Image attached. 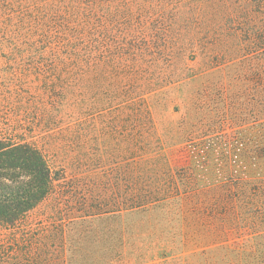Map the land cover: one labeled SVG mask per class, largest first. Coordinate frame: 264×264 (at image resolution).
<instances>
[{"label":"trees","instance_id":"trees-1","mask_svg":"<svg viewBox=\"0 0 264 264\" xmlns=\"http://www.w3.org/2000/svg\"><path fill=\"white\" fill-rule=\"evenodd\" d=\"M170 1V9L174 13L179 11L180 8L175 11V0ZM232 3L234 6L227 7L230 14L213 15L216 19L210 27L213 35L219 31L229 32L230 35L239 33L244 36V40H248L250 47H257L253 59L256 71L252 70L255 79L251 93L243 99L241 121L244 123L232 137V147L228 152L229 158L238 159L244 170L249 168L253 172L239 175L232 184L234 191L226 194L225 200H218L219 205L225 206L224 213L220 214L226 218L224 224L211 223L210 232L217 237L213 245L207 247L208 250L171 260H168L166 250H163L159 254L160 259H163L161 264H264V27L259 18L260 3L257 0H232ZM35 8L37 16L34 29L31 37L23 42L28 48L24 56L28 60L24 72H20L30 80L19 82L16 96L19 104L23 102V107L26 101H30L37 111L36 117L31 115V133L78 124L84 112L91 114L89 116H110L111 111L120 109V106L130 101L133 105H140L141 97L145 94L160 96L156 93L164 89L161 82L163 72L160 73L162 62H159L164 51L152 40H161L162 37H148L142 29L137 28L138 25L132 22L131 17L134 14L146 16L151 13L156 16L154 20L157 23L161 18L158 11L165 7L153 6L150 0H123L117 7L110 6V0H45ZM149 25L153 29V23ZM164 34L166 36V32ZM244 40L235 43L237 37H234L226 43L218 42L213 47L222 48L225 44L237 52L242 45L246 47ZM162 42L165 43L163 39ZM212 48L209 46L208 49ZM146 58L150 59L149 67L140 72L138 68L132 70L135 63H148ZM111 71L114 72L113 76ZM100 72L102 81L99 96L102 97L97 99L99 96L95 90ZM126 81H134L133 86L129 85L131 98L121 97ZM6 90L8 95H0V103L12 102L15 98L12 88L3 87L0 93L4 94ZM84 91L88 95L89 105L83 102ZM6 107L11 114L12 107ZM152 109L154 107L135 109L129 113L130 118L125 120L132 127L127 134H132L130 137L133 144L129 152L132 158L144 155L142 151H148L151 153L147 154L151 155L149 162L156 163L160 157L156 155V147L163 149L174 144L191 143L208 137L212 132L209 129L210 123H204L198 131L193 114L190 113L183 119L170 116L164 123L160 121L158 126L162 130L159 131ZM131 114L135 119L131 120ZM249 118L254 119L253 126H249ZM138 123L141 127L137 126ZM25 124L30 127L27 121L16 126L18 129L9 124L0 126V228L14 232L11 235L20 236L10 237L9 241L17 243L16 248L10 243L7 246L10 251L5 252L9 263L0 260V264H117L115 259L120 258L125 245L121 230H118L123 227L121 215L125 212H143L150 206L163 204L170 201L171 194L152 191L153 182L157 179V173L152 172L151 178H144L150 191L133 192V195L131 192L126 193L124 200L121 199L123 192L120 188L118 192L112 193L113 204L122 205L120 209L94 214L80 213L81 216L71 219L59 231L52 233L44 230L41 236L33 235L29 230L21 231L26 216L53 195L62 182L59 172L53 171L43 152L28 141L26 133L30 132L23 127ZM135 128L137 134L133 133ZM133 134L137 138L135 142ZM114 182L112 187L117 189L121 180L116 178ZM125 183L134 185V188L140 185L133 172L128 173ZM142 184L145 186L144 182ZM223 201L228 202L225 205ZM109 221L116 223L117 230L113 234L119 236L113 235L111 240L105 228ZM225 225L228 229L245 233L247 238L243 248L238 243L229 245L221 240L220 231L226 230L223 228ZM39 238L45 243L41 247L36 245ZM176 242L181 245L179 240Z\"/></svg>","mask_w":264,"mask_h":264},{"label":"rangeland","instance_id":"rangeland-1","mask_svg":"<svg viewBox=\"0 0 264 264\" xmlns=\"http://www.w3.org/2000/svg\"><path fill=\"white\" fill-rule=\"evenodd\" d=\"M44 1L0 0V90L5 87L12 88L15 92L12 102L0 103V126L9 124L16 127L24 121L30 122V127L23 125L30 132L26 133L28 141L43 152L50 167L54 172H59L62 178L54 194L26 216L21 231L29 230L33 235L41 236L44 230L52 233L59 231L71 219L81 216L80 213L94 214L120 209L122 205L117 207L113 204L112 193L118 192L120 188L123 192L121 199L124 200L126 193L131 192L133 195V192L150 191L144 178H151L152 172H156L157 179L152 183V191L164 195L170 193L171 199L163 204L150 206L143 212H125L121 215L123 227L118 230H121L125 245L120 258L115 259L116 263L161 264L163 259H160L159 254L163 250H166L168 260L208 250L207 247L212 246L217 238L210 232L211 223L224 224L226 218L220 214L224 213L225 206L219 205L218 200H225L226 194L234 191L232 184L239 175L253 172L249 168L244 170L238 159L229 158L228 152L232 147V137L244 123L241 121L243 99L251 93L255 79L252 70L256 71L253 59L257 47H250L248 40H244V36L239 33L230 35L229 32L219 31L213 35L210 27L216 19L213 15L217 17L230 14L227 7L234 6L232 0H175V11L180 8L175 13L170 9V0H150L153 6L165 7L158 11L160 21L156 23V16L151 13L146 16L134 14L131 20L148 37L158 35L165 42L162 39L152 40L164 51L159 60L162 62L160 73L163 72L161 82L164 89L156 93L160 96L145 94L141 97L140 105H133L130 101L120 106V109L111 111L110 116H89L91 114L84 112L78 124L64 125L48 132L31 133V115L36 117L37 111L30 101H26L23 107V102L20 101L19 104L16 96L19 82L30 80L24 73H20L24 72L28 60L24 57L28 48L23 42L34 29L36 5L43 4ZM122 1L110 0V6L117 7ZM257 1L260 3L259 18L264 27V0ZM152 23L153 29L149 25ZM223 23L224 21L221 25ZM171 24H174L173 27H170ZM234 37H237L235 43L244 40L246 47L242 45L237 52H233V48H227L228 45L225 44L222 48L213 47L218 42L226 43ZM211 39L212 43L209 42ZM111 46L114 48L115 45ZM209 46L213 48L209 50ZM145 61L148 63L132 65V70L138 68L140 72L149 67L150 59L146 58ZM113 75L114 72L111 71V76ZM97 81L99 83L96 84L95 92L99 96L101 72ZM133 82H124L122 98H131L129 85L133 86ZM0 95H8V90ZM100 97L102 96L97 99ZM88 99L84 91L85 105H89ZM6 106L12 107L11 114ZM144 107H154L153 118L159 131L162 130L158 126L160 121L162 124L170 116L173 119H183L190 113L193 114L198 131L204 123H210L209 129L212 132L206 138L193 140V144H174L163 149L156 147V155H160L156 163L149 162L151 155L147 154L151 153L148 151H142L144 155L132 158L129 155L133 144L130 137L132 134L127 135L132 127L125 120L130 118V112ZM192 112L197 113V118ZM132 118L135 119L133 114L131 120ZM248 122L249 126L254 125V119L249 118ZM137 126L141 127L139 123ZM133 133L137 134V128ZM142 133L144 134L143 129ZM136 139L134 136L133 141ZM137 146L142 147L141 144ZM129 172H133L140 184L135 188L134 185L125 183ZM116 178L121 180L117 189L112 187ZM227 202L222 203L226 205ZM117 223L119 226V222ZM106 224L108 239L111 240L113 235L117 237V233L113 234L117 230L116 223L109 221ZM223 228L226 230L220 231L223 238L221 240L229 245L238 243L240 248L244 247L245 237L247 238L245 233L228 229L226 225ZM12 233L14 232L0 228L2 262L9 263L5 254L10 251L7 246L13 243L16 248L17 243L9 241L10 237L20 238L19 234L11 235ZM44 244L41 238L36 242L38 247ZM152 259L154 263L151 262Z\"/></svg>","mask_w":264,"mask_h":264}]
</instances>
